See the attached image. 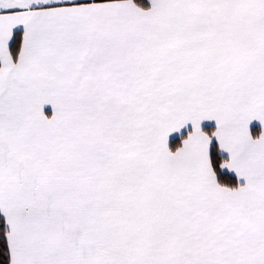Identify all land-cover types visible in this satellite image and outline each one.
<instances>
[{"label": "snow or ice", "instance_id": "obj_1", "mask_svg": "<svg viewBox=\"0 0 264 264\" xmlns=\"http://www.w3.org/2000/svg\"><path fill=\"white\" fill-rule=\"evenodd\" d=\"M0 264H264V0H0Z\"/></svg>", "mask_w": 264, "mask_h": 264}]
</instances>
